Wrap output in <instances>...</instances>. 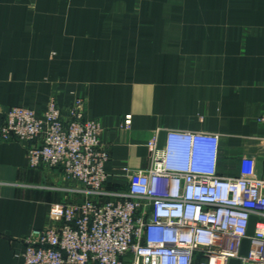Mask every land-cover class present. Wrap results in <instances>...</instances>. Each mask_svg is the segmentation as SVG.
<instances>
[{"label": "crops", "instance_id": "obj_1", "mask_svg": "<svg viewBox=\"0 0 264 264\" xmlns=\"http://www.w3.org/2000/svg\"><path fill=\"white\" fill-rule=\"evenodd\" d=\"M52 96L83 97L103 125L110 189L170 129L218 133L222 173L261 176L264 0H0V126L7 108ZM77 185L0 136V264H24L25 236Z\"/></svg>", "mask_w": 264, "mask_h": 264}, {"label": "built area", "instance_id": "obj_2", "mask_svg": "<svg viewBox=\"0 0 264 264\" xmlns=\"http://www.w3.org/2000/svg\"><path fill=\"white\" fill-rule=\"evenodd\" d=\"M103 129L83 97L4 111L2 139L24 143L30 166H60L78 184L79 197L53 202L48 225L25 236L15 252L24 264H264V174H223L218 133L167 130L162 147L157 138L148 143L149 167L128 170L126 187L110 189Z\"/></svg>", "mask_w": 264, "mask_h": 264}, {"label": "water", "instance_id": "obj_3", "mask_svg": "<svg viewBox=\"0 0 264 264\" xmlns=\"http://www.w3.org/2000/svg\"><path fill=\"white\" fill-rule=\"evenodd\" d=\"M257 221H258L257 216L252 215L250 217V222H249V226L247 230L248 236H252L254 234L255 225ZM250 243H251V240L249 237L243 239L241 249H240V256H245L248 254ZM229 264H241V258L240 257L232 258Z\"/></svg>", "mask_w": 264, "mask_h": 264}, {"label": "rangeland", "instance_id": "obj_4", "mask_svg": "<svg viewBox=\"0 0 264 264\" xmlns=\"http://www.w3.org/2000/svg\"><path fill=\"white\" fill-rule=\"evenodd\" d=\"M31 167H33V166H31Z\"/></svg>", "mask_w": 264, "mask_h": 264}]
</instances>
